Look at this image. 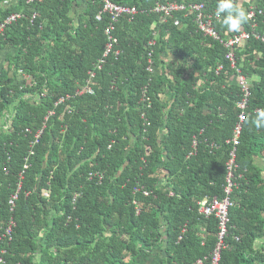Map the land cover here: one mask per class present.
I'll return each mask as SVG.
<instances>
[{
    "label": "trees",
    "instance_id": "obj_1",
    "mask_svg": "<svg viewBox=\"0 0 264 264\" xmlns=\"http://www.w3.org/2000/svg\"><path fill=\"white\" fill-rule=\"evenodd\" d=\"M109 1L137 13L112 22L97 20L104 0H0V25L21 15L0 34L9 52L0 70V264H212L218 220L199 208L226 196L237 72L192 14L154 8L212 11L217 0ZM110 25L116 43L105 55ZM214 27L221 38L239 33ZM241 31L264 33V0ZM234 54L250 96L218 264H264L255 247L264 239V129L250 124L264 108V43L251 37Z\"/></svg>",
    "mask_w": 264,
    "mask_h": 264
},
{
    "label": "built area",
    "instance_id": "obj_2",
    "mask_svg": "<svg viewBox=\"0 0 264 264\" xmlns=\"http://www.w3.org/2000/svg\"><path fill=\"white\" fill-rule=\"evenodd\" d=\"M31 1V0H29ZM154 11L163 12L164 14H170L173 12H189L194 16V21L199 29V31L203 34V36L207 38H211L220 44H222L227 49V59L231 64V67L237 72V84L241 91V99L237 103V108L239 110L238 122L235 125L233 130V136L230 140L232 143V150L229 153V158L226 162V186L225 193L226 196L219 200L216 197L200 202L199 212L204 215L206 218L210 216H214L218 220L219 232H218V242L215 246V249L212 253V264H218L221 250L225 247V238L228 235V225H229V209L232 206L230 195L233 191V187L236 186V171L238 165L236 163V146L239 144V138L242 131V124L247 116V108L248 101L250 96V83L245 76H243L239 69L236 67L235 63V54L234 50L237 46L242 43H245L251 37L261 41L264 43V33H248L245 31H241L239 33L231 34V36L220 37L218 32L214 27V21L218 20L214 16L215 9L209 11L205 4L203 3H191L184 4L183 2H170L168 4H158ZM137 13V9L135 7H126L120 6L112 3L109 0H104V6L102 12L97 16V20H101V14H108L111 17L112 22H115L121 15L128 14L134 15ZM247 13L250 14V19L255 17V10L250 9L247 10ZM21 15L13 14L6 19V21L0 25V34L3 32L4 28L9 24L13 23L17 19H19ZM255 27V24H253ZM113 29V25H110L109 28L106 29V34L109 35L105 55L111 52L113 48V44L116 43V39L110 35V31ZM118 54V51H116ZM88 93H92V90L87 87L86 89ZM64 99H60L59 102H63ZM42 131H39L35 136V142L41 135ZM195 145V143H194ZM17 198V195H14L10 200V204L13 205L14 200ZM12 225H14L13 221L9 223V226L6 229V235L11 234Z\"/></svg>",
    "mask_w": 264,
    "mask_h": 264
},
{
    "label": "clouds",
    "instance_id": "obj_3",
    "mask_svg": "<svg viewBox=\"0 0 264 264\" xmlns=\"http://www.w3.org/2000/svg\"><path fill=\"white\" fill-rule=\"evenodd\" d=\"M214 16L229 32H240L250 14L240 5L239 0H217ZM250 124L257 130L264 129V108L256 110Z\"/></svg>",
    "mask_w": 264,
    "mask_h": 264
},
{
    "label": "crops",
    "instance_id": "obj_4",
    "mask_svg": "<svg viewBox=\"0 0 264 264\" xmlns=\"http://www.w3.org/2000/svg\"><path fill=\"white\" fill-rule=\"evenodd\" d=\"M256 1L258 2V0H242L241 5L243 6V8L245 10L247 8H248V10H250V9H254L255 10V5L257 3ZM15 2H16V0H5L4 4H5V6H8V5L13 4ZM8 54H9V52L0 50V70L2 69V67L4 65L5 57ZM256 163L261 168L262 177L264 178V152L260 153L259 157L256 158ZM255 247H256V249L264 248V239H258L255 242ZM153 260H154V258H153Z\"/></svg>",
    "mask_w": 264,
    "mask_h": 264
}]
</instances>
